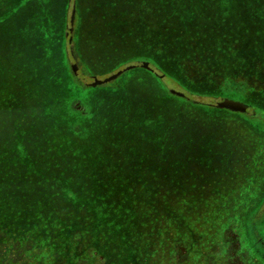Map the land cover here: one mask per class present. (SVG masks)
Returning a JSON list of instances; mask_svg holds the SVG:
<instances>
[{"label": "trees", "instance_id": "obj_1", "mask_svg": "<svg viewBox=\"0 0 264 264\" xmlns=\"http://www.w3.org/2000/svg\"><path fill=\"white\" fill-rule=\"evenodd\" d=\"M43 1L47 10L53 0H0L5 7L1 18L32 5L36 22L37 7ZM226 1L234 5V12L223 5ZM226 1L75 0L79 20L75 39L78 43L82 37L81 7L91 12L95 28L98 3L106 7L109 16L103 19L116 32L125 25L129 34L140 13L160 12L163 20L172 19V42L185 36L191 42L202 30L217 29L226 19L235 29L247 28L243 33L251 37L252 52L259 50L256 37L264 39V0ZM67 8L61 13L62 20ZM40 17L44 21L41 32L37 33V24L33 27L39 35V50L33 49L31 59L36 63L40 57L37 63L43 71H60L56 49L57 44L63 45L59 53L65 54L63 33L54 38L55 49L48 47L43 30L51 33L52 24L55 27L52 12L40 13ZM171 47H178L179 53L166 56L167 64L186 70L182 64L192 56L188 47L181 43ZM164 51L160 45L150 52L165 55ZM257 54L261 52L255 58ZM224 55L237 62L232 49ZM15 67V63L0 64V264H121L122 259L108 255L99 243L105 247L113 243L115 252H126V264H224L225 249L220 247L219 237L234 221L236 211L250 200L257 203L254 211L264 208V131L259 126L241 114L238 118L211 114L216 110L197 103L196 96L188 98L185 93L187 102L168 95L158 85L159 97L147 104L159 115L148 120L146 130H138L143 134L138 145L128 147L126 135H103L97 122L69 123L70 111L64 104L34 95L33 88L20 89L29 113L23 103H17L18 111H4L9 89L16 87H2L1 79L22 72ZM33 67L26 64L25 78L33 77ZM64 68L69 71L68 64ZM218 69L212 65L203 71L210 75ZM68 71L71 84L66 83L67 91L81 92ZM144 75L159 84V77L146 70ZM253 75L260 76L258 83L264 86V62ZM134 77L128 78L125 71L103 90L125 97ZM258 92L264 101V88ZM46 108L51 118H47ZM192 154H196L193 160ZM130 155L135 159H123ZM194 163L201 167V177H194L198 176ZM214 243L218 249L213 248ZM83 244L94 252L83 250ZM178 247L186 251L183 258L177 255Z\"/></svg>", "mask_w": 264, "mask_h": 264}, {"label": "rangeland", "instance_id": "obj_2", "mask_svg": "<svg viewBox=\"0 0 264 264\" xmlns=\"http://www.w3.org/2000/svg\"><path fill=\"white\" fill-rule=\"evenodd\" d=\"M69 1L68 4H65L66 0H53L47 4V10L44 1L41 2L37 7L38 19L36 22L32 20L34 13L32 5L28 6L27 9H20L16 14L8 17L1 18L2 14H0V64L8 63L12 66L15 63V68L22 70L16 74L15 78L9 79V77L4 76L1 79L2 87L6 85H15L16 87V90L10 91L9 89L8 98H5L6 104L3 106L4 111L11 110L12 113L18 111L16 109L17 103H23L24 109L29 113L30 109L27 108L28 104L25 102L24 94L20 92V89L24 86L26 89L33 88L34 95H41L47 101L50 98L56 99L62 105L64 104L70 111L69 123L81 120H83L81 121L83 124H87V121L90 124L97 122L103 135H107L109 132L112 135L119 133L123 136L126 135V142L129 147L138 145V142L141 141L139 136H143L138 130H146L148 120H153L155 115H159L155 112L153 114L147 103L151 104L152 100H156L162 89L168 95L182 98L187 102L190 100L185 97V93L188 94V98L193 97V95L196 96L197 103L216 110L211 114L230 118H238L237 114L244 115L264 131V101L261 100V94L258 92L264 86L258 83L260 76L253 75V72L259 71L264 62V49H260V46L264 47V39L260 40L256 37L257 44L260 45L257 47L259 50L252 52L251 37L243 33L247 28L240 31L224 19L223 22H221L222 20L219 22L220 24L217 22L219 24L217 29L213 28L212 30L211 27H208V30H202L191 42L188 36L172 42L175 36L171 25L172 19L164 18L165 20H163L160 12L140 13L137 18L133 19L135 21L134 26L129 34H126L125 25L116 32L110 30L112 26L108 27V21L103 19L108 18L107 15L109 16L106 13V7L96 3V11L99 13L95 15V18L99 23L96 24L95 28L92 26L94 22L92 17H89L91 12L85 11L87 7H81L82 25L80 30L82 37L77 43L75 30L79 26V20L76 21L75 0ZM230 3L226 1L223 2V5L228 8V11L234 12V5L232 6ZM66 5L68 7L67 13L63 17L65 20H62L61 13ZM3 6L0 4V13L5 9ZM48 11L52 12L55 27L52 24L51 33L43 30V33H46L48 37L46 44L55 49L56 41L54 38L63 33L65 47V54L59 53L60 44H57L56 53L60 54L59 61L62 68L60 71L54 70L52 73L43 71L38 66L37 61L40 57L35 59L36 63L31 59L33 49L39 50L38 45H36L39 35L34 33L33 27L37 24V33L41 32L44 21L40 17V13ZM29 15L31 16L29 17ZM226 18L229 19L228 16ZM146 25L148 26L144 29ZM251 26L254 28L253 25ZM204 27L205 25L202 29ZM162 29L165 31H161ZM252 31L253 33L256 32L255 28ZM180 43L184 47H188L186 50L192 55V60L188 59L182 64L186 67V70L182 68L183 71L169 66L165 59L168 58L166 56L179 53L178 47L172 48L171 46H178ZM160 45L164 46L165 55L150 52L153 49L158 50ZM228 48L237 53V62L233 63L234 60L231 59V55H227V58L224 55ZM60 49L63 51V45ZM257 52H261V54H257L255 58ZM227 54H229L228 51ZM63 62L66 63V66L68 64L69 71L65 70V63ZM28 63L34 66L32 78H25L24 70ZM143 64H147L158 72H151L139 66H143ZM212 65H218L221 69L210 75L206 74L204 71ZM85 66L89 70H86ZM130 67L132 68L130 69ZM203 68H205L204 71ZM144 70L156 79L160 74L157 79L160 81L159 84L155 83L156 80L154 81L148 75H144ZM66 71L71 74L74 82L82 87L81 92L67 91L66 83L71 84V80ZM125 71L128 78L135 76L125 97H120L123 98L120 99L115 94L106 93L103 88L113 85L112 83L121 74L119 72L124 73ZM48 74L51 75L48 76ZM27 79L31 81L26 83ZM94 81H97V85L92 87L91 84ZM247 82L250 87L246 85ZM35 86L39 92L36 91ZM209 97H213V99ZM219 98L239 101L248 105L249 110L245 113L224 111V109L217 107ZM177 103L179 104V102ZM45 112L47 118H51V111L48 108ZM176 113L175 111L171 119L175 118ZM148 127L154 130L152 126ZM75 128L78 129V126ZM173 135L177 136L175 131ZM122 150L125 152L124 147ZM195 156L196 154H192V160ZM123 159L130 161L134 160L135 157L130 155ZM197 160L200 159L197 158ZM192 168L195 170L194 173L198 175H194V177H201L199 176L201 175V167L194 163ZM153 202L157 203L155 200ZM255 204L257 203L248 201L240 212L236 211L237 215L234 216V221L222 231L219 241L220 247L225 249L224 264H264V208L261 211H254L256 209L254 208ZM105 206L107 209H113L111 204ZM107 244L109 245L107 247L104 246V243H99L97 246L106 249V253L111 257L122 259L121 264H126V252H115L114 247L111 246L113 243ZM85 248L90 253L94 252L83 244V250ZM213 248L218 249V245L214 243ZM177 255L179 258H183L186 255L185 249L178 247Z\"/></svg>", "mask_w": 264, "mask_h": 264}, {"label": "water", "instance_id": "obj_3", "mask_svg": "<svg viewBox=\"0 0 264 264\" xmlns=\"http://www.w3.org/2000/svg\"><path fill=\"white\" fill-rule=\"evenodd\" d=\"M141 68H144V69H147L151 72H154V71H157L156 69H152L150 68L147 64H143L142 65H139ZM132 67H130L131 69ZM158 72V71H157ZM119 73H122V72H119ZM160 76V74L158 75V77ZM97 81H94L91 86L92 87H95L97 84H96ZM217 107L221 108V109H224V110H227V111H230V112H233V113H245L247 111V109L249 108L248 105L246 104H243L239 101H233V100H229V99H226V98H219L217 100Z\"/></svg>", "mask_w": 264, "mask_h": 264}]
</instances>
